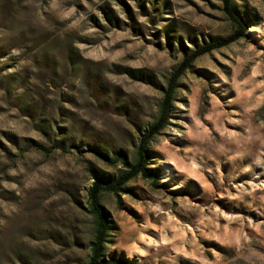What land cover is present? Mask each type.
<instances>
[{
	"label": "rangeland",
	"instance_id": "rangeland-1",
	"mask_svg": "<svg viewBox=\"0 0 264 264\" xmlns=\"http://www.w3.org/2000/svg\"><path fill=\"white\" fill-rule=\"evenodd\" d=\"M234 2L248 34L178 79L158 179L102 195L121 264H264V0ZM234 31L224 0H0V264H85L92 171L124 168L94 150L133 160L185 52Z\"/></svg>",
	"mask_w": 264,
	"mask_h": 264
},
{
	"label": "trees",
	"instance_id": "trees-1",
	"mask_svg": "<svg viewBox=\"0 0 264 264\" xmlns=\"http://www.w3.org/2000/svg\"><path fill=\"white\" fill-rule=\"evenodd\" d=\"M224 10L235 27V31L225 37H216L203 45H198L196 49L185 52L186 55L175 73L169 78L167 88L164 89V96L160 105L159 114L144 132H140L139 141L136 148V155L133 160L123 151L117 152L114 157H110L104 152L94 150L100 155L103 160L111 165L120 163L124 166L116 175H108L92 171L93 183L88 188L87 200L89 210L94 216L95 233L94 238L90 243V254L88 261L85 264H121L114 258L107 256V244L110 236L116 227L115 220L110 212L102 204V195L105 192L115 193L119 195L126 189L128 182L138 177L158 179V174L148 167V162L152 155V141L154 137L161 132L171 119L172 110L174 107L175 94L178 88V79L194 64V62L202 55L211 52L214 49L226 46L240 38L247 36L249 28V15L245 12H240L235 8L234 0H224ZM62 143V141H60ZM58 143L60 146L61 144ZM42 148L41 144L37 145ZM54 147H59L55 145Z\"/></svg>",
	"mask_w": 264,
	"mask_h": 264
}]
</instances>
